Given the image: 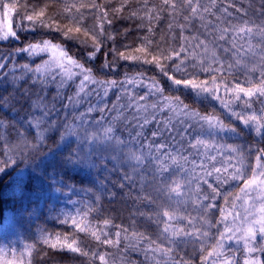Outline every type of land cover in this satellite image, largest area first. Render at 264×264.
Returning <instances> with one entry per match:
<instances>
[{"label": "trees", "instance_id": "1", "mask_svg": "<svg viewBox=\"0 0 264 264\" xmlns=\"http://www.w3.org/2000/svg\"><path fill=\"white\" fill-rule=\"evenodd\" d=\"M209 2L1 0L2 6L35 21L45 31L22 33L18 43H0V53L23 51L30 47L28 44L47 40L61 45L80 68H89L95 79L103 82L139 76L157 82L167 93L174 84L212 82L215 76L221 77L209 69L200 74L198 68L184 76L180 66L185 48L198 51L197 44L204 43L203 21L209 16H214L210 22L213 27L220 26L216 19L223 16L222 27L233 21L247 30L264 29V0ZM215 4H224L222 13L215 10ZM199 10L215 15L199 14L197 18ZM203 46L210 48L208 40ZM42 58L17 56L16 63L36 67ZM109 58H114L118 66L116 73L107 75L101 71ZM208 60H204L205 67L219 63L226 70L229 65H237ZM15 73L20 78L19 72ZM17 76L13 78L19 81ZM237 77L232 72L224 80L232 82ZM16 89L13 93L9 86H0V264H117L118 256L130 263L133 257L141 259L123 252L127 240L135 238L146 253L169 252V257L179 262L184 259L187 264L193 257H202L196 248L193 253L192 246L184 251L173 246L163 234L167 216L179 208L171 203V171L169 179L166 174H158L153 165H144L139 171L130 155L143 154L142 148L122 141L96 143L99 148L86 154L85 164L80 165L82 153L76 140L59 142L60 130L47 134L32 130L30 121L38 120V116H28L27 104L21 102L24 91L42 96L46 102L61 100L59 93L31 85L29 79L20 81ZM181 95L191 99L182 88L176 91V97ZM53 110L49 109L51 118L43 127L51 123L56 126ZM108 146L113 148L107 153ZM256 156H249L251 162ZM32 166L38 168V181L25 171L30 167L32 171ZM206 240L210 242L211 237Z\"/></svg>", "mask_w": 264, "mask_h": 264}, {"label": "rangeland", "instance_id": "2", "mask_svg": "<svg viewBox=\"0 0 264 264\" xmlns=\"http://www.w3.org/2000/svg\"><path fill=\"white\" fill-rule=\"evenodd\" d=\"M214 2L210 0L209 4ZM1 4L0 0L1 45L18 43L17 37L22 33L45 31L35 21ZM214 8L222 13L225 6L215 4ZM199 14L215 15L209 10L197 11V18ZM191 16L194 17L193 11ZM213 18L203 21L206 24L202 28L203 41L208 40L210 48L206 50L201 42L197 44L198 51L185 48L180 66L184 76L189 70L199 69L204 74L209 69L208 72L221 75L220 79L215 76L212 82L174 84L167 93L157 82L139 76L103 82L95 79L92 71L80 68L61 45L47 40L28 44L30 47L23 51L0 53V86H9L14 93L20 81L29 79L31 85L59 93L61 100L46 102L42 96L24 91L21 102L27 104L28 116H38V120L30 121L32 130L43 134L60 130L59 142L76 140L82 153L78 158L80 165L85 164L86 154L99 148L96 143L122 141L142 148L143 154L130 155L139 171L144 165H153L158 174H166L167 179L172 176L171 203L179 208L167 216L163 234L182 251L192 246L195 253L196 248L202 257H193L190 264H234L232 259L224 258L226 253L243 250L252 255L259 249L258 242H264L259 234L264 231V29L247 30L233 21L222 27L223 16L216 19L220 26L213 27ZM105 55L108 57L109 53ZM17 56L43 58L36 67H20ZM210 58L237 65H229L226 70L219 63L205 67L204 60ZM132 63L127 61L128 65ZM117 66L114 58H109L103 62L101 72L116 73ZM232 72L238 77L226 82L225 75L229 77ZM180 88L190 93L191 99L176 97ZM50 107H54L56 126L51 123L46 128L43 126L51 118ZM107 148L108 153L113 147ZM253 153L257 156L251 162L249 156ZM32 167V171L31 167L25 171L38 181V168ZM209 237L211 241L207 242ZM124 249V253L139 255L141 259L133 257L127 263L118 256L117 264H187L184 259L175 261L169 252L146 253L136 238L128 239Z\"/></svg>", "mask_w": 264, "mask_h": 264}, {"label": "flooded vegetation", "instance_id": "3", "mask_svg": "<svg viewBox=\"0 0 264 264\" xmlns=\"http://www.w3.org/2000/svg\"><path fill=\"white\" fill-rule=\"evenodd\" d=\"M256 228L253 230L254 232H256ZM253 234H254L253 232H250L251 236H255ZM259 234H261V236H263V238H264V231H259ZM258 246H259V249L261 248V251H259V249L256 248L254 251H252V252H254L252 255L245 253L243 250H241V251L234 250V251H231L229 253H226L224 258L227 257V260L232 259L234 264H244V261H245V264H246V261L248 263H251V264H258V261L261 264H264V242H262V243L258 242ZM242 256H244V257H242ZM242 258H243V260H242Z\"/></svg>", "mask_w": 264, "mask_h": 264}]
</instances>
